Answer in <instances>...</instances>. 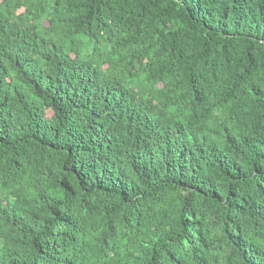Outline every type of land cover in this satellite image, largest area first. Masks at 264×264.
Segmentation results:
<instances>
[{"label":"trees","instance_id":"16d2710c","mask_svg":"<svg viewBox=\"0 0 264 264\" xmlns=\"http://www.w3.org/2000/svg\"><path fill=\"white\" fill-rule=\"evenodd\" d=\"M0 264H264V0H0Z\"/></svg>","mask_w":264,"mask_h":264}]
</instances>
